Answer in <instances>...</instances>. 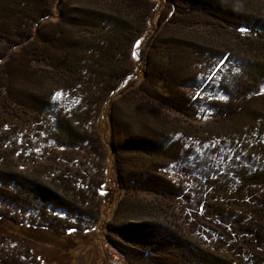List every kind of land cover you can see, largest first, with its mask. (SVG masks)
<instances>
[{"label":"trees","instance_id":"1","mask_svg":"<svg viewBox=\"0 0 264 264\" xmlns=\"http://www.w3.org/2000/svg\"><path fill=\"white\" fill-rule=\"evenodd\" d=\"M0 218L264 264V0H0Z\"/></svg>","mask_w":264,"mask_h":264},{"label":"rangeland","instance_id":"2","mask_svg":"<svg viewBox=\"0 0 264 264\" xmlns=\"http://www.w3.org/2000/svg\"><path fill=\"white\" fill-rule=\"evenodd\" d=\"M56 101L59 106L71 110L77 106L80 98L59 92ZM111 169L112 166L109 164L108 171ZM113 186V181L109 179L104 186V193L107 195H105L103 209L100 211V219L104 223H108L115 208L111 201H108L110 193H113ZM123 195L125 193L120 191V195L116 197L119 199ZM101 220L98 219L99 222L94 229L89 231L58 235L45 229L16 225L7 219L0 218V264H27L28 262H32L31 264H127L123 261L122 253L112 247L106 239V231L102 229ZM6 237L14 239L10 241L12 251L4 248V241L8 240ZM3 254L8 256L5 257Z\"/></svg>","mask_w":264,"mask_h":264},{"label":"snow or ice","instance_id":"3","mask_svg":"<svg viewBox=\"0 0 264 264\" xmlns=\"http://www.w3.org/2000/svg\"><path fill=\"white\" fill-rule=\"evenodd\" d=\"M137 43L139 44V41ZM134 55H135V53H134Z\"/></svg>","mask_w":264,"mask_h":264},{"label":"water","instance_id":"4","mask_svg":"<svg viewBox=\"0 0 264 264\" xmlns=\"http://www.w3.org/2000/svg\"><path fill=\"white\" fill-rule=\"evenodd\" d=\"M121 253V252H120ZM121 256H123L122 254H121ZM123 258H124V256H123Z\"/></svg>","mask_w":264,"mask_h":264}]
</instances>
